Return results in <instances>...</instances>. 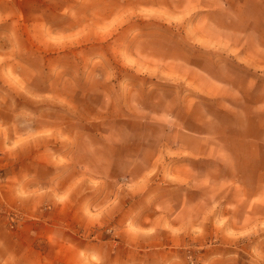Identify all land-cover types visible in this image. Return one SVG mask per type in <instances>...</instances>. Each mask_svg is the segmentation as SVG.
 I'll list each match as a JSON object with an SVG mask.
<instances>
[{
  "label": "rangeland",
  "instance_id": "374dc122",
  "mask_svg": "<svg viewBox=\"0 0 264 264\" xmlns=\"http://www.w3.org/2000/svg\"><path fill=\"white\" fill-rule=\"evenodd\" d=\"M261 59L264 0H0V264H264ZM177 134L230 169L129 193Z\"/></svg>",
  "mask_w": 264,
  "mask_h": 264
},
{
  "label": "crops",
  "instance_id": "0c3cea01",
  "mask_svg": "<svg viewBox=\"0 0 264 264\" xmlns=\"http://www.w3.org/2000/svg\"><path fill=\"white\" fill-rule=\"evenodd\" d=\"M254 62V61H253ZM260 62V60H259ZM261 62L264 63V59H261ZM200 78V77H199ZM208 79H202V82L204 83V86L201 87L195 80L192 81L196 89L205 96L208 97H219L220 99L222 98H229L232 96V89L230 88L229 85L225 83H218L217 81L213 80L212 78L207 77ZM226 112H234L236 109L232 108L231 109H224ZM255 110L257 112H263L264 113V103L258 104L255 107ZM180 135H176L172 141H170V145H175L177 146V149L175 151H171L169 153L166 152H156L154 153L151 157H148L146 162H141V158L138 157H131V165L130 169H137V172L134 174H131L130 177H133L131 181L129 182L128 186V192L129 193H137L141 192L144 189L148 188L149 184L152 182L151 180V172L153 171L154 167L157 169L158 173L161 172L159 175V179L161 183H180V182H185L180 179L181 175L180 172H185L186 168L183 167L180 164L172 163L170 166L165 167L164 165H167V162L169 159H179L185 158L186 160H193V159H198L199 161H203L205 164L209 165H215L219 166L221 169H230V165L228 164L227 161H225V157L223 153H217L214 150V146L212 142L205 139H200V137H195V136H187L188 140H191L193 142H197L199 145V148L202 150L199 152L193 151V147L191 148L189 142H183L181 141ZM201 136V135H200ZM14 140V139H12ZM9 137H4L0 136V151L5 150L6 147H8V142L12 141ZM7 141V142H6ZM264 146V144H262ZM170 147V146H169ZM178 150V152H176ZM174 156V157H172ZM171 157V158H169ZM168 160V161H167ZM136 161H140V163H137ZM264 185L262 187H257L254 189V192L259 194L261 190H263ZM256 196H253L255 198ZM60 205H62L60 203ZM51 214V213H48ZM39 217V216H38ZM44 219H41L40 224L37 222V227L38 231H36V234L38 236H43L45 233L41 232L44 230V228L50 229L52 226H55V223L57 222L52 219L51 215L50 217H42ZM94 218V217H91ZM48 219V220H46ZM46 220V223H45ZM94 219H90V221ZM54 221V222H53ZM89 221V222H90ZM92 221V222H93ZM40 227L42 228L41 231ZM51 232V231H47Z\"/></svg>",
  "mask_w": 264,
  "mask_h": 264
}]
</instances>
